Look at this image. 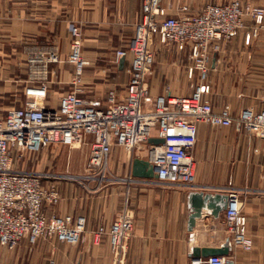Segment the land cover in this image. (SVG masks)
Returning <instances> with one entry per match:
<instances>
[{
	"label": "crops",
	"instance_id": "crops-1",
	"mask_svg": "<svg viewBox=\"0 0 264 264\" xmlns=\"http://www.w3.org/2000/svg\"><path fill=\"white\" fill-rule=\"evenodd\" d=\"M230 1L162 3L170 15L180 16L185 8L195 14L208 4ZM240 1L245 7H264V0ZM142 10L141 0H0V82L7 84L3 92L18 89L8 84L19 82L22 85L18 90L24 93L34 82L29 72L34 66L31 60L56 51L59 62L49 64L53 69L44 104L58 108L68 87L71 89L74 67L68 58L75 40L70 30L74 25L81 34L88 95L105 98L113 91L119 101H125L132 56L128 54L123 65L122 59L115 63V56L118 50H127L135 26L142 19ZM253 27L248 19L246 28L222 42L220 51L213 55L207 83L217 114L228 111L237 115L245 109L264 112V27L259 38L247 44L246 34ZM176 53L189 57L188 51ZM66 67L70 70L64 71ZM169 68L165 70L160 64L153 67L148 78L152 98L191 96L200 82L198 73L190 78L188 67L181 72L177 62ZM101 82L108 83L105 94H100L104 91ZM120 149L114 147L111 152V177L105 186L83 187L59 177L44 181L46 186L54 185L60 194L57 206H45L47 216L86 217V232L79 244L41 237L35 244L23 240L14 250L0 245V264H113L109 236L97 240L95 232L101 227L109 229L124 211L132 216L135 230L127 241L123 264H195V248H220L231 238L224 212L217 219L205 212L193 231L188 230L189 192L231 190L240 193L253 247L246 251L231 241L229 258L233 264H264V139L239 133L234 126L199 124L191 188L134 178L133 159Z\"/></svg>",
	"mask_w": 264,
	"mask_h": 264
},
{
	"label": "built area",
	"instance_id": "built-area-1",
	"mask_svg": "<svg viewBox=\"0 0 264 264\" xmlns=\"http://www.w3.org/2000/svg\"><path fill=\"white\" fill-rule=\"evenodd\" d=\"M142 19L135 26V34L127 50L116 52L117 64L131 54L129 82L125 101H119L111 91L105 97L89 96L84 79L86 62L81 55L79 27L71 25L74 43L68 63L75 67L68 91L58 108L44 104L48 98L47 82L39 75L50 63L59 62L56 51L33 58V85L25 92L21 107L0 111V244L16 248L23 240L35 244L41 237L71 245L79 244L86 232L87 219L79 216H47L45 206L55 207L60 201L57 188L46 186L45 180L56 176L35 170H17L14 154L39 152L51 146L76 147L90 145L88 169L106 170L114 147L134 152L152 138L163 139V144H151L148 161L155 167L157 181L162 184L191 188L195 180L194 151L199 124L213 127L234 126L264 139V112L245 109L237 115L214 112L210 100L211 86L207 83L213 55L221 43L246 28L251 18L254 27L246 34V43L257 37L263 27L264 9L246 10L240 0L226 4H208L192 14L172 16L162 0H141ZM154 40L177 52L188 51L194 62L188 68L192 78L198 73L200 82L189 97L172 95L152 98L148 78L154 65ZM39 65V66H38ZM44 68V69H42ZM46 71V70H45ZM44 71V72H45ZM87 138H91L88 142ZM224 223L232 244L251 250L252 240L247 235V218L243 213L240 193L231 190ZM132 216L124 211L109 229L99 228L97 240L110 238L114 264H123L126 246L134 234ZM225 257L214 256L196 260L195 264H227Z\"/></svg>",
	"mask_w": 264,
	"mask_h": 264
},
{
	"label": "rangeland",
	"instance_id": "rangeland-1",
	"mask_svg": "<svg viewBox=\"0 0 264 264\" xmlns=\"http://www.w3.org/2000/svg\"><path fill=\"white\" fill-rule=\"evenodd\" d=\"M213 4V3H211ZM226 4V3H221ZM246 10L253 9V8H263L258 5H247V7L244 6ZM251 18L248 17L247 20ZM246 20V21H247ZM252 21V20H251ZM263 27H264V21H263ZM262 27V28H263ZM260 34V31H259ZM259 34L257 37H253L250 42H252L254 39L259 38ZM170 47L167 45H164L159 42V40H154L152 44V50L154 52L155 60L153 67L157 66L158 64L163 65L165 70L171 69L169 68L172 66L175 62H177L178 68H181V72L185 69V67L190 68L193 65V61L190 59V57H181L177 55V51L175 50H169ZM115 63L117 64V56H115ZM39 66V65H38ZM73 66V65H72ZM74 67V66H73ZM152 67V70H153ZM174 68V67H172ZM35 68H30L29 72L31 74V77L33 78V72L32 70ZM44 69V68H42ZM53 68H50L48 66L47 69L43 70L42 74L39 75L42 81L49 82L51 72ZM64 71H69L70 67L63 68ZM175 69V68H174ZM75 70V67H74ZM45 71V72H44ZM108 83L101 82L100 85L104 88V91H100V94H103L104 92L107 93L106 85ZM193 83L189 82V88L191 89V85ZM7 84L0 82V111H6L8 108H18L21 107L24 102L26 101L25 92H20L18 90L20 86L22 85L19 82H13L8 85H14L18 86V89H15L14 87L8 91L7 93L3 92V88H5ZM72 88V86L70 85ZM71 90V89H70ZM69 87L67 89V92L70 91ZM104 93V94H105ZM107 96V94H105ZM241 133V132H239ZM243 134H247L248 136H255L250 135L248 133L242 132ZM121 148V147H119ZM150 148L149 143L142 144L139 148H137L134 152L128 153L125 149L121 148L120 150L123 151V154H128L131 159L134 158H140L143 160H148V150ZM90 154V145L88 143L81 144L76 147H68V146H51L45 150H41L39 152H24L23 154L15 153L14 154V167L17 170H35L40 172H47L50 174L55 175L54 172H58L59 174H56V177L62 178V179H68L74 184H77L78 186L83 187H92V186H105L107 185V179L111 177L110 175V169L109 165H107L106 170L103 172H90L88 169V159ZM112 155V154H111ZM110 155V157H111ZM109 157V160H110ZM109 164V161H108ZM1 245V244H0ZM3 246V245H1ZM6 247V246H3ZM8 248V247H6ZM9 250H14L10 249ZM228 260V258H227ZM114 264V263H113Z\"/></svg>",
	"mask_w": 264,
	"mask_h": 264
},
{
	"label": "water",
	"instance_id": "water-1",
	"mask_svg": "<svg viewBox=\"0 0 264 264\" xmlns=\"http://www.w3.org/2000/svg\"><path fill=\"white\" fill-rule=\"evenodd\" d=\"M124 59L121 60V65ZM151 144H163V139L152 138L149 140ZM131 173L134 178L139 179H158L155 167L148 161L140 158H134L132 161ZM229 194L219 192L191 191L188 195V206L190 210L188 219V230L193 231L198 220L204 217L207 212L215 219L228 208ZM231 240L220 248H195L193 257L196 260L207 259L214 256L228 258L227 264H233L229 258L231 253Z\"/></svg>",
	"mask_w": 264,
	"mask_h": 264
}]
</instances>
